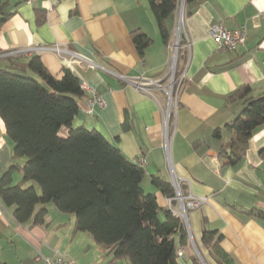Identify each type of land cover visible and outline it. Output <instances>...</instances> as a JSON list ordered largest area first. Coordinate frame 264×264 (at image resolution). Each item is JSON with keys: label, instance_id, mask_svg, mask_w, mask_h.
Returning a JSON list of instances; mask_svg holds the SVG:
<instances>
[{"label": "crops", "instance_id": "1", "mask_svg": "<svg viewBox=\"0 0 264 264\" xmlns=\"http://www.w3.org/2000/svg\"><path fill=\"white\" fill-rule=\"evenodd\" d=\"M6 10L10 15L0 27V69L38 55L57 78L64 69L75 72L87 89L73 126L97 130L133 162L144 159L142 187L155 194L161 208L179 215L177 198L153 187L154 175L170 183L174 177L185 201L190 194L205 198L197 208L186 209L189 244L177 248L182 250L178 264H219L202 242L203 229L221 235L219 246L233 264H264V220L248 213L264 212V125L254 130L238 163L225 164L218 156L235 136L226 124L243 108L241 101L229 103L227 97L242 85L251 86L253 94L264 91V0H197L188 6L176 63L181 80L168 119L165 92L153 86L147 94L132 80L166 84L178 12L169 21L171 36L165 43L147 0H9ZM218 22L228 28L244 25L243 45L233 52L219 50L209 34ZM135 30L151 39L143 55L132 39ZM51 44L67 47L81 59L69 64L49 50L31 49ZM93 89L105 103L89 113L86 101ZM58 133L65 137L68 129L61 127ZM13 147L0 118V177L15 166L11 183L16 184L25 158H13ZM14 207L0 199V264H44L36 259L39 254L56 253L77 264L109 260L105 246L74 230L73 215L49 204L42 223L32 218L20 223Z\"/></svg>", "mask_w": 264, "mask_h": 264}, {"label": "trees", "instance_id": "2", "mask_svg": "<svg viewBox=\"0 0 264 264\" xmlns=\"http://www.w3.org/2000/svg\"><path fill=\"white\" fill-rule=\"evenodd\" d=\"M197 0H184L188 6ZM181 0H147L163 42L171 36L173 20ZM9 0H0V27L10 13ZM140 55L151 39L142 31L132 32ZM178 59V53H177ZM80 77L64 69L61 78L52 75L38 55L13 60L0 69V118L14 143L13 158L24 157L22 177L12 184V169L0 177V199L14 205L15 219L43 222L48 205L75 218L74 230L87 232L95 243L106 247V256L118 264H178L176 251L189 244L182 218L161 208L153 192L142 187L144 168L100 132L83 125L73 126L79 100L85 96ZM241 101L243 108L226 124L235 136L223 144L218 156L234 165L244 156L254 130L264 125V91L253 94L242 85L227 97ZM66 127L65 137L59 135ZM124 127H126L124 125ZM213 135L220 136L219 128ZM30 182L29 186H25ZM151 184L166 196L175 197L172 184L152 176ZM248 213L264 220V212ZM221 235L203 229L202 242L219 264H233L219 246Z\"/></svg>", "mask_w": 264, "mask_h": 264}, {"label": "built area", "instance_id": "3", "mask_svg": "<svg viewBox=\"0 0 264 264\" xmlns=\"http://www.w3.org/2000/svg\"><path fill=\"white\" fill-rule=\"evenodd\" d=\"M184 19V9L182 12H179L177 15V24L176 27L178 31L181 32V26ZM209 34L214 40L217 48L219 50H225L229 52L235 51L239 46H242L246 37V28L244 25H239L236 28H228L226 27L222 22L215 23L211 25L209 29ZM178 43L174 42L171 45L172 49V58L170 61V71L168 75V79L165 85H162L159 80L154 81H147V82H141L142 80H132L133 84L142 90L143 92H146L147 94L152 93V87H156L158 89H162L166 94V117L168 119V116L170 114V108L174 105L173 101V94L175 85H178L181 78H178L176 76V63H177V52H178ZM34 51L39 50H49L61 58L68 62L69 64L77 63L81 59L80 56H78L75 52L69 50L67 47H63L59 44H51L47 46H34L31 48ZM15 53V52H10ZM141 79V78H140ZM81 86L84 90L87 89V86L82 82ZM105 101L102 97V94L99 93L96 90H91V97L87 99L86 101V107L87 112L92 113L93 108L95 105L102 106L104 105ZM166 119V120H167ZM167 122H165V132H164V140H163V146L168 154L169 149V143H168V133H167ZM138 163L142 166L144 164V159L138 160ZM172 186L175 191V197L177 198L179 202V216L182 218L184 223L187 222V216H186V209H193L197 208L199 205H201L204 201V197H195L191 194L188 196V199L185 201L183 196L180 193L178 184L174 177H172ZM177 257L182 256V250L177 249L176 251ZM36 259L43 260L44 264H77L72 258L69 256H66L62 253H56L51 257H45L39 254ZM99 264H118L114 261H104Z\"/></svg>", "mask_w": 264, "mask_h": 264}, {"label": "rangeland", "instance_id": "4", "mask_svg": "<svg viewBox=\"0 0 264 264\" xmlns=\"http://www.w3.org/2000/svg\"><path fill=\"white\" fill-rule=\"evenodd\" d=\"M174 42L178 43L179 47H178V55H179V48H180V44L182 42L181 40V32L178 31L177 27L175 28V38H174Z\"/></svg>", "mask_w": 264, "mask_h": 264}, {"label": "water", "instance_id": "5", "mask_svg": "<svg viewBox=\"0 0 264 264\" xmlns=\"http://www.w3.org/2000/svg\"><path fill=\"white\" fill-rule=\"evenodd\" d=\"M183 3H184V0H181L180 5H179V9H178V13L182 12L184 9Z\"/></svg>", "mask_w": 264, "mask_h": 264}]
</instances>
